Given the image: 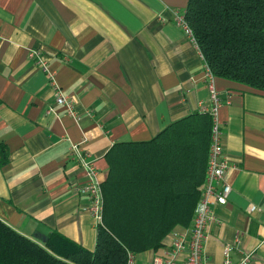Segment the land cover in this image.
<instances>
[{"label":"crops","instance_id":"0c3cea01","mask_svg":"<svg viewBox=\"0 0 264 264\" xmlns=\"http://www.w3.org/2000/svg\"><path fill=\"white\" fill-rule=\"evenodd\" d=\"M186 3L0 0L1 220L39 243L54 228L93 247L96 222L76 190L84 176L69 145L83 137L100 181L115 140L148 138L208 102L203 58L173 19ZM214 83L231 190L211 205L204 264H221L226 242L233 259L250 252L246 264H264V89L218 75ZM55 86L78 118L54 101ZM166 237L137 262L162 252Z\"/></svg>","mask_w":264,"mask_h":264},{"label":"trees","instance_id":"16d2710c","mask_svg":"<svg viewBox=\"0 0 264 264\" xmlns=\"http://www.w3.org/2000/svg\"><path fill=\"white\" fill-rule=\"evenodd\" d=\"M183 13L215 75L264 89V0H187ZM210 126V114L194 110L148 138L115 140L103 153L93 247L54 228L39 243L0 219V264H126L128 250L166 243L172 227L191 220Z\"/></svg>","mask_w":264,"mask_h":264},{"label":"built area","instance_id":"2783aa9c","mask_svg":"<svg viewBox=\"0 0 264 264\" xmlns=\"http://www.w3.org/2000/svg\"><path fill=\"white\" fill-rule=\"evenodd\" d=\"M173 19L178 24L189 39L195 44L197 52L203 58V77L208 88V102L200 100L198 110L210 114V140L208 146L207 164L205 168L204 179L201 183L200 194L195 203L191 220L185 226L172 227L167 236L168 241L163 251L153 256L147 264H177L178 255L183 252V264H204L207 258V252L204 243L207 237V223L215 218L212 210L213 202L223 203L231 190V183L225 176L227 167L230 165L228 156L224 151L222 142V125L218 118V107L221 103V96L214 83V72L205 60L201 52L191 27L187 23L183 11L173 10ZM42 68L44 62L37 58ZM54 101L63 106L64 110L78 118L79 112L74 108L73 99L70 98L59 86L54 87ZM76 140L70 143V150L74 151L77 160L80 162L83 172V180L76 186V190L82 192L87 198L86 209L93 216L94 221L100 220L101 215V189L100 181L96 176V167L92 157L86 150L79 149V142ZM238 239V236L235 237ZM264 240V236L261 238ZM231 243L226 242L223 246V259L221 264H246L250 259V252H245L238 259H233L230 255ZM126 264H139L136 260L135 252L127 251Z\"/></svg>","mask_w":264,"mask_h":264},{"label":"rangeland","instance_id":"374dc122","mask_svg":"<svg viewBox=\"0 0 264 264\" xmlns=\"http://www.w3.org/2000/svg\"><path fill=\"white\" fill-rule=\"evenodd\" d=\"M142 254H144V251L135 252L137 259H141L143 256H140V255H142Z\"/></svg>","mask_w":264,"mask_h":264}]
</instances>
